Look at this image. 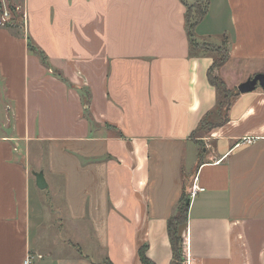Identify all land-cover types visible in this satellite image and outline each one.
I'll use <instances>...</instances> for the list:
<instances>
[{
    "label": "crops",
    "instance_id": "crops-1",
    "mask_svg": "<svg viewBox=\"0 0 264 264\" xmlns=\"http://www.w3.org/2000/svg\"><path fill=\"white\" fill-rule=\"evenodd\" d=\"M206 1L196 38H227L217 74L239 92L264 74V0ZM8 8L0 264H143L145 245L154 264H171L168 220L195 181L204 191L190 197L184 260L264 264V89L239 92L225 124L194 135L218 97L181 0H0Z\"/></svg>",
    "mask_w": 264,
    "mask_h": 264
},
{
    "label": "trees",
    "instance_id": "trees-1",
    "mask_svg": "<svg viewBox=\"0 0 264 264\" xmlns=\"http://www.w3.org/2000/svg\"><path fill=\"white\" fill-rule=\"evenodd\" d=\"M204 5L201 4H189L187 0H181L183 5L186 7V32L190 47L194 52H200L203 55L213 56V65L208 70L207 77L209 84L215 88L217 92L218 102L214 111L210 112L208 116L202 121L198 131L194 133L196 135L199 132H208L211 129L217 128L227 122V114L232 101L240 95L239 92L228 90L225 82L216 75L217 71L225 65L229 59V48L227 38L223 40L221 46H213L210 44L199 43L197 41L196 29L197 26L202 22L208 13L209 3L206 0H202ZM13 10V9H12ZM1 16V14H0ZM14 22V19L12 20ZM2 28L13 29L14 26L11 22L4 25H0ZM28 48L30 52L36 53L44 64L48 63V59L44 52L38 50L31 44V39L28 37ZM89 102L90 98L87 93L84 96V106L86 107V116L89 117ZM190 195L186 191L182 194L179 202L176 205L174 215L168 220V237L172 248V262L171 264H183V231L188 221V213L190 206L188 201ZM148 246L141 247L138 251L140 260L143 264H154L147 257ZM106 264H112L106 261Z\"/></svg>",
    "mask_w": 264,
    "mask_h": 264
},
{
    "label": "water",
    "instance_id": "water-1",
    "mask_svg": "<svg viewBox=\"0 0 264 264\" xmlns=\"http://www.w3.org/2000/svg\"><path fill=\"white\" fill-rule=\"evenodd\" d=\"M258 87L264 89V74H258L250 78L238 87V91L241 94H246L255 91ZM35 179L36 186L39 190L44 191L48 188V184L42 172L35 173ZM188 205H190V200L188 201Z\"/></svg>",
    "mask_w": 264,
    "mask_h": 264
},
{
    "label": "built area",
    "instance_id": "built-area-1",
    "mask_svg": "<svg viewBox=\"0 0 264 264\" xmlns=\"http://www.w3.org/2000/svg\"><path fill=\"white\" fill-rule=\"evenodd\" d=\"M11 21V15H10V12L8 10H4L1 12V16H0V25H4L8 22ZM250 141V140H249ZM198 181H195L194 184L192 185L191 187V190H190V197L191 198H194L196 197V195H198L200 192H203L204 189H202L198 183ZM39 258H41V256H39ZM32 262V257L30 256L27 261H26V264H31ZM184 264H195L191 257L190 256H186L184 262Z\"/></svg>",
    "mask_w": 264,
    "mask_h": 264
},
{
    "label": "rangeland",
    "instance_id": "rangeland-1",
    "mask_svg": "<svg viewBox=\"0 0 264 264\" xmlns=\"http://www.w3.org/2000/svg\"><path fill=\"white\" fill-rule=\"evenodd\" d=\"M189 4H192V5H195V4H201V5H204V2L202 1V0H196V2H193V3H190L189 2ZM9 12H11L10 11V9L8 8L7 9ZM13 14V13H12ZM20 15H22L20 12H18V11H16L15 13H14V18H15V26H17V27H19V29H20V26L22 27V24H23V21H22V19H21V16ZM12 19V18H11ZM22 29V31H21V33H23L24 34V30H23V28H21ZM20 29V30H21ZM198 41V40H197ZM199 42V41H198ZM223 42V41H222ZM199 43H205V42H199ZM205 44H209V43H205ZM210 45H213V46H221L222 45V43L221 44H218V45H216V44H210ZM216 75L218 76V77H220L217 73H216ZM221 78V77H220ZM222 79V78H221ZM229 87V86H228ZM227 87V88H228ZM228 90H230V88H228ZM217 102H218V98H217ZM51 187H53V185L51 186ZM52 204H54L53 202H52Z\"/></svg>",
    "mask_w": 264,
    "mask_h": 264
}]
</instances>
